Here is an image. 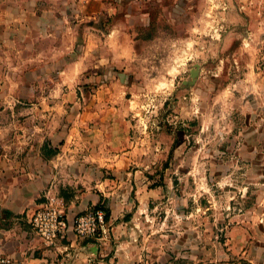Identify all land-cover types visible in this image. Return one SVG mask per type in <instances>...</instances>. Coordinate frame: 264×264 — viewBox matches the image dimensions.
Returning a JSON list of instances; mask_svg holds the SVG:
<instances>
[{
    "label": "rangeland",
    "instance_id": "obj_1",
    "mask_svg": "<svg viewBox=\"0 0 264 264\" xmlns=\"http://www.w3.org/2000/svg\"><path fill=\"white\" fill-rule=\"evenodd\" d=\"M105 1L99 31L78 0H0L1 128L118 117L148 185L122 264H264V0Z\"/></svg>",
    "mask_w": 264,
    "mask_h": 264
},
{
    "label": "crops",
    "instance_id": "obj_2",
    "mask_svg": "<svg viewBox=\"0 0 264 264\" xmlns=\"http://www.w3.org/2000/svg\"><path fill=\"white\" fill-rule=\"evenodd\" d=\"M107 2L78 0L71 9L78 19L87 17L96 22L91 26L100 31L98 26L103 25L100 14ZM52 15H48V27ZM33 16L36 17L34 13ZM145 20L148 25L147 8ZM51 30L49 27L48 34ZM83 42L90 41L84 37ZM78 58L74 55L65 61L63 68L78 67ZM15 107L19 104L15 103ZM0 122L3 124L5 120L0 119ZM1 123L0 253L9 255L15 264H122L125 258L121 247L127 240L120 238L130 227L128 216L123 217V214L131 213L133 207L134 210L144 208L148 203V185L142 178L141 167L127 170L128 166L122 165L124 156L137 148L131 146L134 140L130 141L121 131L118 117L99 114L90 125L92 128L81 131L72 130L74 126L69 122L59 123L49 131L45 142L36 145L22 144L18 139L21 134L13 132L11 137V133L1 128ZM126 141H130L128 149L121 147L128 144ZM52 182L69 219L91 206L103 204L108 210L110 235L97 240L79 238L68 231L54 244H47L38 237L31 227L30 217L42 200L43 190ZM131 189L136 192L134 196ZM136 215L134 213V217Z\"/></svg>",
    "mask_w": 264,
    "mask_h": 264
},
{
    "label": "built area",
    "instance_id": "obj_3",
    "mask_svg": "<svg viewBox=\"0 0 264 264\" xmlns=\"http://www.w3.org/2000/svg\"><path fill=\"white\" fill-rule=\"evenodd\" d=\"M30 224L35 234L47 244H54L68 231H72L79 238L97 240L108 236L110 231L103 204L91 206L69 219L54 182L43 190L42 200L32 212ZM0 264L15 263L9 255L0 253Z\"/></svg>",
    "mask_w": 264,
    "mask_h": 264
},
{
    "label": "water",
    "instance_id": "obj_4",
    "mask_svg": "<svg viewBox=\"0 0 264 264\" xmlns=\"http://www.w3.org/2000/svg\"><path fill=\"white\" fill-rule=\"evenodd\" d=\"M197 73H198V70L196 68L192 67L190 69V74H191L192 79L196 77Z\"/></svg>",
    "mask_w": 264,
    "mask_h": 264
},
{
    "label": "trees",
    "instance_id": "obj_5",
    "mask_svg": "<svg viewBox=\"0 0 264 264\" xmlns=\"http://www.w3.org/2000/svg\"><path fill=\"white\" fill-rule=\"evenodd\" d=\"M106 212H107V215H108V210Z\"/></svg>",
    "mask_w": 264,
    "mask_h": 264
}]
</instances>
